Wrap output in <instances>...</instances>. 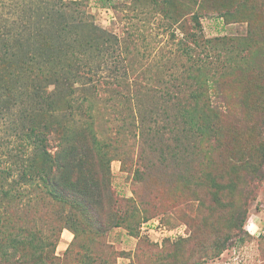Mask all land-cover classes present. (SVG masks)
<instances>
[{"label":"rangeland","instance_id":"374dc122","mask_svg":"<svg viewBox=\"0 0 264 264\" xmlns=\"http://www.w3.org/2000/svg\"><path fill=\"white\" fill-rule=\"evenodd\" d=\"M63 1L83 4L82 15L50 33L53 0H3L2 16L48 36L44 49L82 89L67 112L87 118L91 106L112 158L105 224L29 190L23 210L0 217V236L57 230V264H264V0ZM151 110L178 126L162 144L139 125ZM10 117L0 115L2 151L42 119L33 112L19 128ZM190 121L203 133L183 131ZM152 219L189 235L156 242L141 228Z\"/></svg>","mask_w":264,"mask_h":264},{"label":"trees","instance_id":"16d2710c","mask_svg":"<svg viewBox=\"0 0 264 264\" xmlns=\"http://www.w3.org/2000/svg\"><path fill=\"white\" fill-rule=\"evenodd\" d=\"M2 2L0 0V115L7 112L19 128L33 112L42 119L22 131L25 138L20 146L2 151L0 145V217L11 210H23L29 203V190H33L37 195L71 206L79 216L85 217L89 210L96 228L103 227L105 214L98 207L102 193L112 195L108 168L112 158L108 157L105 142L92 126L91 106L86 109L87 118H82L83 113L67 112V107H72L71 102L76 100L75 93L82 89L69 77L68 67L65 64L59 67L53 52L44 49L43 42L49 40L45 33L34 29L25 35L20 19L6 25ZM81 5L75 1L49 2V13L43 20L45 31L49 29L50 33L62 19L67 18L64 20L67 26L72 24L71 21L82 15L78 10ZM17 13L20 15L18 9ZM202 18L200 24L204 28ZM198 38L194 40L199 41ZM84 96L87 98L86 92ZM160 112L151 110L139 125L162 144L165 134L178 131V126L169 125L164 112ZM194 122L190 121L193 126L182 130H193L195 125L196 130L203 133L205 126ZM260 154L264 157V143ZM101 164L104 168L102 182ZM110 209H114V203L110 204ZM59 239L57 230L50 235L29 232L24 236L12 233L0 236V256L13 264L14 254L20 251L23 264H57L59 257L54 247Z\"/></svg>","mask_w":264,"mask_h":264},{"label":"built area","instance_id":"2783aa9c","mask_svg":"<svg viewBox=\"0 0 264 264\" xmlns=\"http://www.w3.org/2000/svg\"><path fill=\"white\" fill-rule=\"evenodd\" d=\"M141 228L150 236L155 235V241L161 242V244L165 239L176 240L180 237H187L189 235L188 228L185 224H180L175 227H168L158 219H152L143 222Z\"/></svg>","mask_w":264,"mask_h":264}]
</instances>
